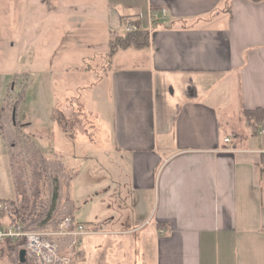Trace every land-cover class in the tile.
Masks as SVG:
<instances>
[{
    "label": "crops",
    "instance_id": "1",
    "mask_svg": "<svg viewBox=\"0 0 264 264\" xmlns=\"http://www.w3.org/2000/svg\"><path fill=\"white\" fill-rule=\"evenodd\" d=\"M127 25L148 45L110 52ZM0 40V106L4 82L38 74L72 127L98 120L108 182L84 208L68 189L98 228L75 264H264V134L243 116L264 111V0H0Z\"/></svg>",
    "mask_w": 264,
    "mask_h": 264
},
{
    "label": "rangeland",
    "instance_id": "2",
    "mask_svg": "<svg viewBox=\"0 0 264 264\" xmlns=\"http://www.w3.org/2000/svg\"><path fill=\"white\" fill-rule=\"evenodd\" d=\"M4 38H8L7 35L2 37V39ZM5 41H8V39H5ZM2 43L3 41L0 40V44ZM26 61L27 58L22 60L23 63ZM26 75L24 73L14 74L8 80L9 83L7 81L4 82L2 88L4 100L0 106V143L2 144L0 167H3L6 156L7 171L12 179V185L9 188L7 182L0 180V196L11 200L17 199L22 206L23 204L27 205V200H24L23 196L15 190V178L18 173L21 174L20 178L24 182V195L29 200H32V174L33 163L35 162L47 172V175L43 174L37 182L40 190L38 194L40 197H38L43 204L49 206L46 201L49 200L52 187H58L56 206L50 217L51 221H56L67 214L68 203H66L64 194L66 185L69 186V190L71 187L73 188L75 206L80 207L83 206L80 199L83 190L96 188L100 184L108 182L105 179L108 178L107 173L102 174L101 171L96 173L99 165L104 163L103 160H100V162L96 160L100 155L98 152L102 153V147L100 146V149L97 148L96 124L98 120L92 121L84 115L83 117L86 118L82 119V121L85 127L83 129L76 128L75 123L72 127L71 122L75 118L74 113L72 114L73 117L66 118L60 112H56L61 110L64 102V97L62 96V93H66L64 86L60 85V83L55 86L51 85L50 80L45 79L43 75L39 76L37 74L29 77ZM25 82L27 85L25 86L24 94L22 93L23 99L19 102L18 107L15 108L13 116V108ZM68 88L73 92L75 90L69 86ZM57 118L61 120V124L64 125L63 130L67 134H64L61 127H59L60 124L56 120ZM32 144L39 149L41 154L47 159L46 161L32 149ZM48 160L50 161L49 163H47ZM71 169L78 172V175L71 178ZM0 179L2 178L0 177ZM113 192H116L115 187ZM111 196L114 197V200H125L124 193L119 196L110 193L103 201L106 199L108 201ZM90 198L93 200L91 196ZM3 221L5 224L10 222L6 216ZM32 228L37 229L38 225L33 223ZM2 247L3 242L0 243L2 264H27L20 263L17 260L18 254L16 255L9 245L6 248Z\"/></svg>",
    "mask_w": 264,
    "mask_h": 264
},
{
    "label": "built area",
    "instance_id": "3",
    "mask_svg": "<svg viewBox=\"0 0 264 264\" xmlns=\"http://www.w3.org/2000/svg\"><path fill=\"white\" fill-rule=\"evenodd\" d=\"M166 8L150 11V20H158L166 15ZM136 27L127 25L126 31H133ZM264 134V126L256 131ZM229 141V139H225ZM261 153V165L264 169V149ZM8 214L7 204L0 199V243L7 240L12 243L24 241L22 248L30 264H75L82 253L83 239L91 233L98 232L96 225L76 220L71 214L63 215L53 224L41 229L22 230L14 225L5 224L3 218ZM0 264L1 252H0Z\"/></svg>",
    "mask_w": 264,
    "mask_h": 264
},
{
    "label": "trees",
    "instance_id": "4",
    "mask_svg": "<svg viewBox=\"0 0 264 264\" xmlns=\"http://www.w3.org/2000/svg\"><path fill=\"white\" fill-rule=\"evenodd\" d=\"M254 1H260V0H254ZM110 52L114 51L115 49L119 47H127V46H137V47H144L148 45V33L147 31H143L139 29V26H136V29L133 31H129L125 33L122 36H115L111 38L110 41ZM25 91V85L21 88V91L18 94L15 107H18L19 102L23 99L22 93L24 94ZM243 116L245 120H247L252 128H256L258 124H261L264 126V111L260 108H257L253 111H243ZM59 124L61 123V120L59 118L56 119ZM62 125V124H61ZM33 146V147H32ZM32 149L42 157L43 160L45 157L41 154L39 149L35 147L33 144ZM50 161L48 160L47 163ZM33 187H32V196L33 199L29 200L24 194V182L22 181L21 174H17L15 178V190H17L18 194H21L23 196L24 200H27V205L23 206L19 202V200H11V199H2L8 206V214L7 217L10 221V224L14 225L17 228H21L22 230H32V224L36 223L38 225L37 229L44 228L48 225L53 224L55 221H51L50 219L54 208L56 206L57 201V192L58 187H52V191L49 197V200L46 201V203H49V206L42 203V200L39 199V187L37 185V182L41 179V177L44 175H47V172L41 167L33 163ZM68 186L66 185L65 188V200L67 204V214L70 215L71 212V206L72 202L70 201ZM39 196V197H38ZM24 244V241H18L15 243H12L8 240V245L11 247L13 252L17 255L18 251L22 248V245ZM81 256V254H80ZM78 257V259L80 258ZM77 259V261H78ZM18 260V258H17ZM27 264H30V262L26 259Z\"/></svg>",
    "mask_w": 264,
    "mask_h": 264
},
{
    "label": "water",
    "instance_id": "5",
    "mask_svg": "<svg viewBox=\"0 0 264 264\" xmlns=\"http://www.w3.org/2000/svg\"><path fill=\"white\" fill-rule=\"evenodd\" d=\"M15 114V108H13V116ZM14 118V117H13ZM18 261L20 263H25L26 262V257H25V250L23 248H21L19 251H18Z\"/></svg>",
    "mask_w": 264,
    "mask_h": 264
}]
</instances>
